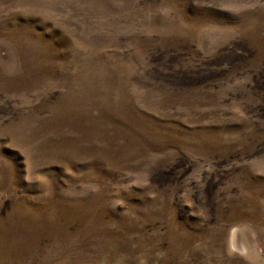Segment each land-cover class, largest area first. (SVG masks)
<instances>
[{"label": "rangeland", "instance_id": "374dc122", "mask_svg": "<svg viewBox=\"0 0 264 264\" xmlns=\"http://www.w3.org/2000/svg\"><path fill=\"white\" fill-rule=\"evenodd\" d=\"M0 264H264V0H0Z\"/></svg>", "mask_w": 264, "mask_h": 264}]
</instances>
